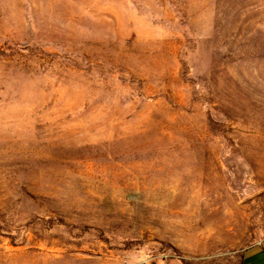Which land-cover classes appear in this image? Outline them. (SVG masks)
<instances>
[{"label":"rangeland","instance_id":"rangeland-1","mask_svg":"<svg viewBox=\"0 0 264 264\" xmlns=\"http://www.w3.org/2000/svg\"><path fill=\"white\" fill-rule=\"evenodd\" d=\"M0 264H264V0H0Z\"/></svg>","mask_w":264,"mask_h":264}]
</instances>
